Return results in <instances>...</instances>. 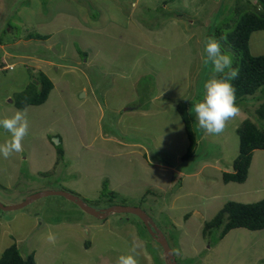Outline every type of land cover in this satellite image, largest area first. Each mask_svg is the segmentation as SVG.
<instances>
[{
    "label": "rangeland",
    "instance_id": "obj_1",
    "mask_svg": "<svg viewBox=\"0 0 264 264\" xmlns=\"http://www.w3.org/2000/svg\"><path fill=\"white\" fill-rule=\"evenodd\" d=\"M3 1L8 0H0V5ZM64 1L65 10L72 11L74 6L68 0L61 3ZM119 1L124 11L108 8L104 2L84 6L89 8L90 24L96 29L105 28L88 40L81 37L84 42L75 43V58L68 52V32V39L66 33L62 35L66 53L57 37V43L48 50L41 40L20 35L23 28L17 23L33 19L34 13L24 11L18 15L22 19L13 18L14 15L7 18L9 26L0 32L2 41L7 44L6 47L0 44V66L5 62V67L10 64L14 69L2 67L0 71V119L11 117L18 110L15 101L19 93L33 85L40 88L36 81L39 72L47 75L54 89L44 106H30L26 110L29 131L22 141L24 150L7 159L0 156V204L18 205L38 193L65 192L101 212L112 206L145 210L151 218L149 227L133 214L94 217L75 202L55 194L33 200L15 211L0 209V257L6 249L16 245L24 258L34 252L37 264H117L118 257L129 254L135 241L138 264H168L163 248L150 234V228H158L160 233L166 234L178 264H208L213 247L216 256L212 264H251L253 257L264 263L261 252L264 241H257L261 233L251 231L246 235L245 229L232 232L231 249L216 238L221 228L205 239L206 250L202 255L181 257L178 246L181 238L197 242L201 232L197 230L194 236L187 230L182 234L183 230L175 229L172 224L177 220L169 212L165 213L166 207L179 205L184 209L189 202L204 203L208 193H214L213 190L203 191L212 188L208 181L212 173L220 167L222 172L234 171L231 164L239 155L240 142L237 129L243 120L248 119L258 127L262 124L256 110L264 103V87L256 95L247 97L246 107H239V114L227 122L219 135L202 137L205 132L199 128L193 111L194 104L203 100V83L211 75V67H205L202 59L205 38L214 36L222 52L235 60V52L218 34L224 36L238 15L259 12L260 7H256L255 0ZM40 2L31 0L36 5ZM40 8L39 22H49L57 11L44 3ZM3 21L1 19L0 24ZM27 29L32 31L31 26ZM250 50L253 56L264 55V30L252 34ZM4 51L11 55L3 59ZM94 52L97 62L94 59L88 65L98 68L97 80L88 70L87 76L83 74L85 60L94 57ZM43 54L47 64H42L38 58ZM101 61L106 64V70ZM139 74L141 77L135 85V80L130 81V78ZM220 75L217 74L218 78ZM122 99L126 100V110L133 113L120 110L118 102ZM181 102L190 105V119L198 139L190 158L185 157L189 140L177 110ZM116 106L117 112L113 109ZM9 136L0 127V144ZM104 137L110 140L105 142ZM56 139L60 140L57 146L53 143ZM60 145L66 153L64 162L58 166V172L45 174L51 161L57 158ZM252 161L253 179H256L258 170L264 172V150H256ZM161 167L162 172L157 171ZM71 168L74 171H70ZM180 171L188 176L181 177ZM220 182L219 187L224 191L226 186ZM105 183L107 194H103ZM240 186L238 183L228 185ZM180 189L186 193L184 198L179 197ZM147 191L150 195L143 198ZM111 192L117 193L115 198ZM259 192L239 202L264 200V189ZM174 193L176 201L171 204L167 197L172 198ZM204 194L206 196H202ZM161 198L159 211L164 212L158 214L153 204ZM149 203L154 208L147 209ZM219 209L220 206L212 209L207 217L213 218ZM63 221L71 225L49 226ZM78 222L83 225H73ZM87 225L90 229L85 232ZM49 233L54 234V243L48 241ZM83 240L91 244L90 250L83 245ZM221 251L225 252L219 254ZM259 256L263 258L258 259Z\"/></svg>",
    "mask_w": 264,
    "mask_h": 264
},
{
    "label": "crops",
    "instance_id": "obj_2",
    "mask_svg": "<svg viewBox=\"0 0 264 264\" xmlns=\"http://www.w3.org/2000/svg\"><path fill=\"white\" fill-rule=\"evenodd\" d=\"M135 1L138 2V0H135ZM135 1L132 4L133 7L135 6V3H136ZM102 2H104L103 5H105V3H107L108 8L111 6V8H114L113 10H115V11L119 12V11L125 10V8L123 6H121L119 0H68V3L74 6V9L72 11H69L67 8L65 10V5L67 3H65V1L61 3V0H41L40 4H38V5H36L35 3H31V0H23V2H21V3L18 0H8V1H6V3H4V1H3V4L0 5V16H1L0 18L4 19V21L0 24V32L3 29L8 28L9 24L8 25L6 24L8 22L7 18L12 17L13 15H14L13 18H15L16 16L20 15V13H22L24 11L32 12L35 14V16L33 18L34 20L33 19H25L26 21L21 20V23H17V24L21 25V27L23 28V31L20 35L21 36L24 35L25 39H28V36H30L32 34H38L41 36H45V38H47V39L41 40V42L45 45V47L48 50H50L57 43L56 37L61 39V41L58 40V42L63 46L64 41L62 40V35L64 33H66V37L68 39V35H67V32H68L69 33V39H68V43H67V48H68V52L70 54H73V56H74L75 43H83L84 42V40L81 39V37L84 38L85 40H88L89 37H91L93 34H97V33L100 34L104 30L105 27L103 29H96L95 27H93L90 24V21H89L90 19L88 17L89 8L84 7V6H89V5H91L90 7H92V6H94V4H98V3L101 4ZM43 3L45 6H48L49 9H53L55 7V9L57 10L56 13L53 15V18L49 22H39V19L37 18L39 13L41 12L40 7ZM117 4H118V8L116 7ZM45 9L46 8L44 7V10ZM77 9H79V10H77ZM131 14H132V11H131L130 15ZM19 17L22 19V16H18V18ZM36 18L38 19V21H36L37 20ZM62 18L64 19L63 21H61ZM59 21H61V23ZM60 25H62V27ZM28 26L32 27V31L27 29ZM35 29H38V30H35ZM73 30H75L74 33H73ZM104 34H106V33H104ZM2 38L3 37H0V40H1L0 44H1V46L6 47L7 44L4 41H2ZM31 40H35V39H31ZM63 49H65V53H66L67 50H66L65 46H63ZM97 52L99 53V52H101V50H97ZM2 55H3V59H4L6 56L8 57V55H11V54H9V52H7V51H4V53ZM64 55L66 57V54H64ZM73 56H72V58H73ZM75 56H74V58H75ZM96 56H97V53H95L94 57H92L91 59L85 60L86 67H85V72L83 74H86L85 76H87V70H88L92 74V76L95 77L97 80V76L95 74H98V68H96L95 66L88 65L89 63H91V61H94V59H96L95 58ZM38 58L42 64L43 63L47 64V58L44 56V54ZM78 60H80V59H78ZM96 62H97V59H96ZM100 63L104 66V70H106L107 69L106 64L103 63L102 61ZM92 64H94V63H92ZM9 66L11 67L13 65L9 64ZM139 77H141L140 74L137 76L134 75L130 78V81L135 80L134 84L136 85L138 83ZM118 104H119L120 110H121V108H123L127 114L133 113L132 111H128L129 109L126 110V100L122 99L121 101L118 102ZM31 106L33 107V105H31ZM41 106H44V105H41ZM29 107H27V108H29ZM27 108L24 110H27ZM136 108H138V107H136ZM113 109L115 112H117L116 110H118L117 106ZM100 134L102 135V132H100ZM205 136H206V134H204L202 137H205ZM104 139H106L105 142H107V140H110V138H105V137H104ZM197 142H198V139H197ZM56 153H57V158H55L51 161V163L48 167L49 172L47 171L45 174H47V173L53 174V173L58 172V166L64 162L65 158H64V160L60 161L58 159V152H56ZM64 153H65V151H64ZM233 164H231L232 168H233ZM253 165L254 164L251 163L249 173H248V177L246 178L247 179L246 182L245 183H238V184L242 185L239 188L228 187L229 184L235 183V182L225 183L223 181V178H222V175L224 172H222V168L220 167L217 172L212 173L213 175L210 174V175H212V176H210L212 179H208V181L211 183L210 185L212 186V188L203 189L204 192H206V189L208 191H211V190L214 191V193H208L207 197L204 199V203H202V202L190 203L189 202L188 205H186V206L184 205V207H183L184 209L179 208L178 204H177L178 207H175V208L168 209L166 207L167 211L165 213L167 214V212H169V214H171L172 217H174L177 220V222L172 223V224H174L175 229H182L183 230L182 234H185V232H187V230H188L194 236L197 233V230L199 233L201 232L200 236L197 237V242H192L191 239H188L185 237L181 238V240L178 243L179 249L181 250V254H180L181 257L182 256H183V258H189L190 256L199 257L200 255H202L204 253L203 250H206L205 239H207V236L203 235L204 234V227H206V224L210 223L215 218V216L213 218L207 217L209 214L212 213V209L216 208L217 206H220L219 210L221 211L226 203H228L230 201L240 203L239 200H242V201L248 200V199H250L249 197H251L253 194L258 195L260 193L259 191L264 189V179H262L264 176V172L258 170V174L256 176V179H253L254 178V172L252 170ZM68 167H71V166H68ZM160 169H162V167L158 168L157 171H159ZM70 171H74V170L71 168ZM159 172H162V171H159ZM76 173H78V172L76 171ZM178 175H180V176L182 175L181 177H183V178H186V176H188V175L184 174L183 171H180ZM220 177H221V180H220ZM106 181H108V180H105L104 182H106ZM203 181H205V180H203ZM220 181H222L223 184L226 186V189L224 191H222V189L219 187L221 184ZM251 181H254V183L252 185L249 184V183H251ZM216 186H218L219 189H215ZM152 189H153V187H152ZM215 192H217V193H215ZM178 193H180L179 197L184 198V196H186V193L181 189L179 190ZM111 194L114 196L117 195V193H114V192H111ZM148 194L150 195L149 191H147L144 194L143 198L148 196ZM170 194H172V193H170ZM202 196H206V195L204 194ZM224 196H226L229 201H227L224 198ZM176 197H177V195H176V193H174L172 198L170 197V195L167 198L172 201L171 204L172 203L174 204V202L176 201ZM162 198L157 200L153 204L155 207L156 213H158V214H161L164 212L163 210L159 211V207L161 205ZM11 205L14 206L13 204H11ZM151 205H152V203H149L147 209L154 208ZM204 207H206V208H204ZM156 216H158V215H156ZM208 218L210 219V221H205V220H208ZM62 225H71V224H69V222L63 221V222L53 224V225L50 224L49 226L60 228V226H62ZM73 225H76V226L81 225L82 226L83 224L78 222V223H74ZM89 227H90V225L85 226V232L89 231V229H90ZM241 229H244V228L232 230L230 233L225 235L226 237H224L222 239V241L224 243L226 242L225 244H227L228 249L232 248V244L234 241V238H231L232 232L236 231V230H241ZM242 231H244V230H242ZM249 232H251V231L248 229H245V234L247 233L246 235H248ZM252 232L261 233V235L258 236L257 241H264V230L252 231ZM4 234L8 235L7 232H4ZM83 245L85 247H88L89 250L92 247L91 244L86 243L85 240H83ZM255 246H258V245L256 244ZM211 252H213V253H210V254H212V259L210 258V260L207 261L208 264H212V262L214 263L213 260H214V257L216 256L215 247H213V249H211ZM222 252H225V251H221L219 254H221ZM261 252H262V256L264 257V250H262ZM33 254L35 256L34 252H33ZM263 257L259 256L258 259H261ZM205 264H206V262H205ZM251 264H264V263H262L260 260H257L256 257H253Z\"/></svg>",
    "mask_w": 264,
    "mask_h": 264
},
{
    "label": "trees",
    "instance_id": "obj_3",
    "mask_svg": "<svg viewBox=\"0 0 264 264\" xmlns=\"http://www.w3.org/2000/svg\"><path fill=\"white\" fill-rule=\"evenodd\" d=\"M256 7H260L259 12H244L238 15L229 31L219 37L222 41L235 52V60L232 65L237 68L238 76L229 82L235 88V103L238 107L245 108L248 102L247 97L256 95L259 90L264 87V55L253 56L250 50V39L254 32L264 30V0H255ZM247 5L248 2H246ZM230 26V25H229ZM28 39H47L45 36L32 34ZM227 72V71H226ZM225 74H221L219 78H224ZM39 89L29 86L28 89L17 95L15 106L19 110H24L27 107L43 105L47 102L51 91L54 89L53 82L41 71L39 78ZM35 82V83H37ZM240 105V106H239ZM190 105L187 102H181L177 105V110L180 114L185 127V131L189 140L188 151L185 155L190 158L194 154V150L198 144L197 137L192 127L190 115ZM243 106V107H242ZM259 121L262 124L256 125L248 119L243 120L240 127L237 129L239 135V155L233 164V173H223V181L225 183L237 182L244 183L248 177L249 168L252 163L253 154L256 150H264V103L256 110ZM58 159L64 160L65 153L60 145L57 149ZM108 185L104 184L103 194H107ZM101 195L104 196V195ZM112 198H115L112 195ZM112 202V199H110ZM223 230L216 238L220 241L232 229L245 228L250 231H258L264 229V200L257 203H238L228 202L216 217L206 224L204 233L214 230ZM0 264H37L34 254L29 255L26 259L23 258L20 250L16 245L6 249L0 257Z\"/></svg>",
    "mask_w": 264,
    "mask_h": 264
},
{
    "label": "clouds",
    "instance_id": "obj_4",
    "mask_svg": "<svg viewBox=\"0 0 264 264\" xmlns=\"http://www.w3.org/2000/svg\"><path fill=\"white\" fill-rule=\"evenodd\" d=\"M202 59L205 67L208 66L211 67V75L203 83V89H204L203 100L195 103L193 106V111L195 113V120L198 122L199 128L202 129L205 132V134L219 135L224 131L227 122L235 118L240 111L239 107L235 103L236 100L235 88L229 82L230 80L235 79L238 76L239 70L237 68L232 67L233 64L232 57L227 52H222L221 44L214 36L205 38L204 55ZM3 63L5 62H2V66H0V69L5 66V64L3 65ZM5 70H9V69H5ZM226 70L228 71L226 72ZM217 74H225V77L218 78ZM0 127L5 129L10 134L9 139H7L4 143L0 144V156H3V158L7 159L13 153L22 152L24 150L22 141L24 140L25 136L28 135V131H29V122L27 119L26 110H17L14 113V115H12L11 117H5L0 119ZM233 172H227V173H233ZM243 204H248V203H243ZM147 216L150 221L151 218H149L148 214ZM158 230L159 229L157 228L154 229L153 231L160 233V230L159 232ZM209 233L210 232H207L206 234L204 233L203 235L207 236L208 238L210 237V235H208ZM161 234L163 233L161 232ZM163 235L167 239L166 234ZM152 237L154 238V240H156L154 236ZM47 239L49 242L54 243L55 242L54 234L49 233ZM137 247L138 245L134 241L130 253L126 255L123 254L120 255L118 257L117 264H138V261L135 258ZM172 251L174 253L173 249ZM175 259L177 261L176 256Z\"/></svg>",
    "mask_w": 264,
    "mask_h": 264
},
{
    "label": "water",
    "instance_id": "obj_5",
    "mask_svg": "<svg viewBox=\"0 0 264 264\" xmlns=\"http://www.w3.org/2000/svg\"><path fill=\"white\" fill-rule=\"evenodd\" d=\"M53 143L56 144V146H57L60 143V140L56 139ZM55 194L56 195H62L64 197H66L68 200L75 202L79 207L82 208V210L84 212H86V213H88L94 217H100L101 216V217L107 218L110 214H133V215H136L138 218H140L143 221V223L149 227L148 216L140 208L126 207V206H115V207H112L106 211L101 212V211H97L94 208H91L89 206H85L83 201L80 200L78 197L68 195L65 192L38 193V194H35V195L28 197L23 203L18 204V205L3 206L2 204H0V209L7 210V211H15L17 209H22V208L28 206L33 200H36V199H39L42 197H46V196L55 195ZM149 230L151 232L150 234L156 238L157 242L163 248L168 264H177L174 253H173L171 247L169 246V243H168L167 239L165 238V236L161 233H157V232L153 231L151 228Z\"/></svg>",
    "mask_w": 264,
    "mask_h": 264
},
{
    "label": "built area",
    "instance_id": "obj_6",
    "mask_svg": "<svg viewBox=\"0 0 264 264\" xmlns=\"http://www.w3.org/2000/svg\"><path fill=\"white\" fill-rule=\"evenodd\" d=\"M4 68H5V69L12 70V69H13V66H11V67H10V66H6V67L4 66ZM0 70H2V68H1Z\"/></svg>",
    "mask_w": 264,
    "mask_h": 264
},
{
    "label": "bare ground",
    "instance_id": "obj_7",
    "mask_svg": "<svg viewBox=\"0 0 264 264\" xmlns=\"http://www.w3.org/2000/svg\"><path fill=\"white\" fill-rule=\"evenodd\" d=\"M113 101V100H112ZM146 226V225H145Z\"/></svg>",
    "mask_w": 264,
    "mask_h": 264
}]
</instances>
